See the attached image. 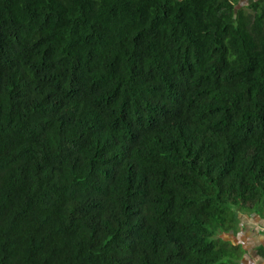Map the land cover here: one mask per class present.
Listing matches in <instances>:
<instances>
[{"label":"trees","instance_id":"1","mask_svg":"<svg viewBox=\"0 0 264 264\" xmlns=\"http://www.w3.org/2000/svg\"><path fill=\"white\" fill-rule=\"evenodd\" d=\"M248 207L264 0H0V264H225Z\"/></svg>","mask_w":264,"mask_h":264},{"label":"crops","instance_id":"2","mask_svg":"<svg viewBox=\"0 0 264 264\" xmlns=\"http://www.w3.org/2000/svg\"><path fill=\"white\" fill-rule=\"evenodd\" d=\"M235 213L237 221L217 236L219 244L232 253L225 262L264 264V209L248 207Z\"/></svg>","mask_w":264,"mask_h":264}]
</instances>
